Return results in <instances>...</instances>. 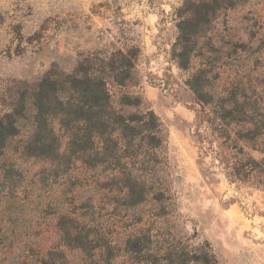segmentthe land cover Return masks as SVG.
<instances>
[{
  "label": "rangeland",
  "instance_id": "rangeland-1",
  "mask_svg": "<svg viewBox=\"0 0 264 264\" xmlns=\"http://www.w3.org/2000/svg\"><path fill=\"white\" fill-rule=\"evenodd\" d=\"M198 1L0 0V122L17 126L0 148V264H173L174 251L264 264V190L231 183L217 155L234 120L264 115V0H225L207 20ZM119 51L131 67L111 105L152 111L163 142L100 166L74 120L51 108L45 126L34 103L45 76Z\"/></svg>",
  "mask_w": 264,
  "mask_h": 264
},
{
  "label": "trees",
  "instance_id": "trees-1",
  "mask_svg": "<svg viewBox=\"0 0 264 264\" xmlns=\"http://www.w3.org/2000/svg\"><path fill=\"white\" fill-rule=\"evenodd\" d=\"M224 2L225 0H200L195 2V6L206 10L202 12H206L204 18L207 20V10L213 12ZM118 55L122 62L111 57L106 62L102 61V67L96 68L90 59L85 58L71 74L52 76V81L50 75L45 76L37 93L36 104L34 103L37 111L35 118L37 121L44 118L45 126L53 124L52 115L49 113L51 108L58 110L56 114L60 124H65L69 119L74 120L78 130V135L74 136L81 156L89 155L90 148H94L95 162L100 166L126 149L128 155L125 158H138L140 149L136 142H143L146 147L154 148L161 146L163 142L161 124L152 111L147 109L141 115L129 114L125 118L111 105L108 85L111 82L118 87L124 86V79L128 76L127 74L125 77L127 66L124 65L123 69L121 65L127 61L131 67V61L122 52L119 51ZM68 93H71L69 97ZM71 96L74 98L71 99ZM53 99L57 105L51 107L50 101ZM25 103H22L24 109ZM120 106L137 107L139 100L124 95L121 97ZM7 118L10 119L7 124L0 122V148L17 130L16 119L11 115ZM233 122L237 126L233 137L228 134L224 146L217 152L226 169L227 178L231 183L264 190V115L253 118L243 114ZM138 129L140 133H137ZM51 131L53 130L50 129ZM127 179L124 189L129 198L138 183L135 179H129V176ZM138 202L135 199L131 203ZM169 257L173 259V264H187L188 261L183 253L177 251L171 252ZM190 262L217 264L215 257L208 253L203 256L194 255Z\"/></svg>",
  "mask_w": 264,
  "mask_h": 264
}]
</instances>
